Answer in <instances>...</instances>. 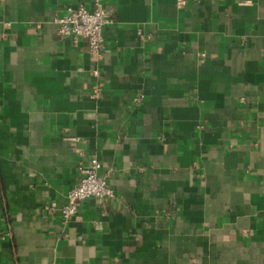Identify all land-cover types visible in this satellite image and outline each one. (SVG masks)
<instances>
[{
    "label": "crops",
    "instance_id": "obj_1",
    "mask_svg": "<svg viewBox=\"0 0 264 264\" xmlns=\"http://www.w3.org/2000/svg\"><path fill=\"white\" fill-rule=\"evenodd\" d=\"M95 1L0 0V264H264V0H100V60L54 22Z\"/></svg>",
    "mask_w": 264,
    "mask_h": 264
},
{
    "label": "built area",
    "instance_id": "obj_2",
    "mask_svg": "<svg viewBox=\"0 0 264 264\" xmlns=\"http://www.w3.org/2000/svg\"><path fill=\"white\" fill-rule=\"evenodd\" d=\"M186 0H180L182 6ZM57 25V31L60 36L70 37L74 42L85 39L88 42L90 52L101 59L105 52V28L116 22V16L103 4L100 0H96L94 6L89 8L85 5L68 6L66 12L54 18ZM95 75L100 74L98 67L93 70ZM102 90L97 87L91 93L92 98H99ZM143 94L139 93L135 100L143 98ZM102 162L99 158L92 157L90 160L79 167L80 178L78 182L67 194L66 203L61 206V215L63 223H68L72 219L77 218L83 202L90 197H98L101 199H109L115 197V190L109 184L108 175L102 171ZM50 211L55 210V204L48 208Z\"/></svg>",
    "mask_w": 264,
    "mask_h": 264
}]
</instances>
